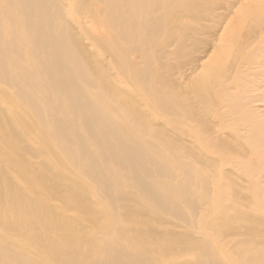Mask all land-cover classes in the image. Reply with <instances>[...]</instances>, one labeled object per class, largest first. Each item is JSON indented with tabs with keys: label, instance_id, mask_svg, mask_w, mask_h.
I'll list each match as a JSON object with an SVG mask.
<instances>
[{
	"label": "bare ground",
	"instance_id": "bare-ground-1",
	"mask_svg": "<svg viewBox=\"0 0 264 264\" xmlns=\"http://www.w3.org/2000/svg\"><path fill=\"white\" fill-rule=\"evenodd\" d=\"M0 98V264H264V0H0Z\"/></svg>",
	"mask_w": 264,
	"mask_h": 264
},
{
	"label": "rangeland",
	"instance_id": "rangeland-1",
	"mask_svg": "<svg viewBox=\"0 0 264 264\" xmlns=\"http://www.w3.org/2000/svg\"><path fill=\"white\" fill-rule=\"evenodd\" d=\"M186 55V53L184 54V56ZM21 113V118H22V121L25 123V124H29L32 119L30 116H28L24 111H20ZM5 115H12V111L10 109V107L8 105H4L1 98H0V116H5ZM15 127H11L9 128V131H14ZM30 136L34 137L36 136L34 133L31 132ZM27 155L29 157H32L33 156V150H27ZM33 160L35 159L34 157H32ZM39 159V158H38ZM40 160V159H39ZM11 169H14L12 166H10ZM23 183V182H22ZM24 184V183H23ZM80 215L82 216H87L86 213H83V212H79ZM145 216V215H143ZM167 222L171 223V224H180L181 222L177 221L176 219H173L171 217H168L166 219ZM153 224H156V222H154Z\"/></svg>",
	"mask_w": 264,
	"mask_h": 264
}]
</instances>
